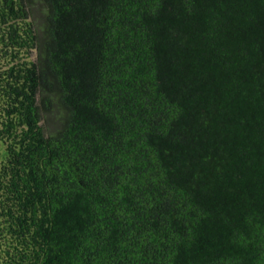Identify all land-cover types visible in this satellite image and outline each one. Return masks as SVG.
<instances>
[{"label":"trees","instance_id":"trees-1","mask_svg":"<svg viewBox=\"0 0 264 264\" xmlns=\"http://www.w3.org/2000/svg\"><path fill=\"white\" fill-rule=\"evenodd\" d=\"M0 264H264V0H0Z\"/></svg>","mask_w":264,"mask_h":264},{"label":"rangeland","instance_id":"rangeland-1","mask_svg":"<svg viewBox=\"0 0 264 264\" xmlns=\"http://www.w3.org/2000/svg\"><path fill=\"white\" fill-rule=\"evenodd\" d=\"M32 10L35 11V9H32ZM30 56H31L32 59H35L36 51L34 50L33 52H31Z\"/></svg>","mask_w":264,"mask_h":264}]
</instances>
